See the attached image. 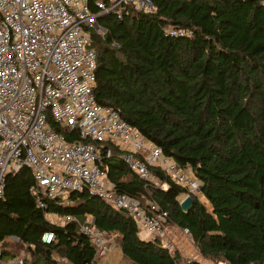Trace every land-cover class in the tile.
I'll return each instance as SVG.
<instances>
[{"label": "trees", "instance_id": "16d2710c", "mask_svg": "<svg viewBox=\"0 0 264 264\" xmlns=\"http://www.w3.org/2000/svg\"><path fill=\"white\" fill-rule=\"evenodd\" d=\"M152 2L153 13L128 8L121 18L99 16L101 32L90 28L97 52L93 93L178 166L190 168L209 206L192 195L183 211L184 188L158 167L149 170L166 188L140 178L116 145L101 147V167L115 192L138 198L148 213H157L152 203L165 211L164 228L186 229L205 261H184L160 237H141L132 215L87 188L66 198L42 197L39 206L28 167L5 177V257L25 249V264H98L95 244L77 222L60 221L65 214L82 221L89 213L106 238L114 237L118 264H264V0ZM168 27L191 33L170 35ZM49 124L68 142L86 141L51 119ZM45 231L53 233L48 244L41 241Z\"/></svg>", "mask_w": 264, "mask_h": 264}, {"label": "built area", "instance_id": "2783aa9c", "mask_svg": "<svg viewBox=\"0 0 264 264\" xmlns=\"http://www.w3.org/2000/svg\"><path fill=\"white\" fill-rule=\"evenodd\" d=\"M128 8L143 13L156 10L152 0H0V199L6 175L28 167L36 181L31 191L39 206L44 205L42 197L66 198L71 191L87 188L127 211L142 230L160 237L172 251L174 244L163 239L167 213L159 212L155 203L150 209L157 213H148L138 198L115 192L101 167L100 149L112 144L123 151L122 160L140 178L158 186L149 170L158 167L185 189V196L198 197L200 191L190 168L178 166L117 109L95 99L97 52L90 28L96 29L99 16L121 18ZM166 32L191 33L173 27ZM49 119L86 141L68 142ZM111 152L106 146V155ZM161 185L166 188L165 183ZM60 221H76L81 233L95 244L97 257L110 249V241L95 227L91 214L86 213L82 221L65 214ZM8 239L21 243L15 236ZM52 240V232L42 233L43 243ZM3 254L0 242V264H25L23 251L9 257Z\"/></svg>", "mask_w": 264, "mask_h": 264}, {"label": "rangeland", "instance_id": "374dc122", "mask_svg": "<svg viewBox=\"0 0 264 264\" xmlns=\"http://www.w3.org/2000/svg\"><path fill=\"white\" fill-rule=\"evenodd\" d=\"M161 186V183L159 182V185ZM198 198L206 205L209 206L208 201L199 193ZM48 219L53 220L58 222L55 216L53 215H48ZM164 240H169L174 244V249L178 251V253L182 256L184 261H190V260H198V261H205L204 258H202L199 253L197 248L192 242V239L188 233H186L184 230H181L175 226H170L167 228H164ZM109 240V238H107ZM113 244L115 245H110V249L107 251L106 255L103 257H100L97 259L98 264H118L120 259H121V252L120 248L116 245V242L114 237L111 239ZM24 247V246H22ZM25 248V247H24ZM24 253L25 249H23ZM209 260H206V262ZM126 262V261H124ZM123 263V262H121ZM211 263V262H209ZM126 264H128L126 262Z\"/></svg>", "mask_w": 264, "mask_h": 264}, {"label": "water", "instance_id": "95a60500", "mask_svg": "<svg viewBox=\"0 0 264 264\" xmlns=\"http://www.w3.org/2000/svg\"><path fill=\"white\" fill-rule=\"evenodd\" d=\"M98 32H101L99 27H96ZM106 36V33H104V37ZM193 200L192 197L190 195H186L185 197H183V199L180 201V206L182 208L183 211H188L190 206L192 205Z\"/></svg>", "mask_w": 264, "mask_h": 264}, {"label": "crops", "instance_id": "0c3cea01", "mask_svg": "<svg viewBox=\"0 0 264 264\" xmlns=\"http://www.w3.org/2000/svg\"><path fill=\"white\" fill-rule=\"evenodd\" d=\"M140 236L143 237V238H153L152 235H150L149 233H147V232L144 231V230H142V231L140 232ZM109 241H110V244H111V245H115V244H113V242L111 241V239H109Z\"/></svg>", "mask_w": 264, "mask_h": 264}]
</instances>
